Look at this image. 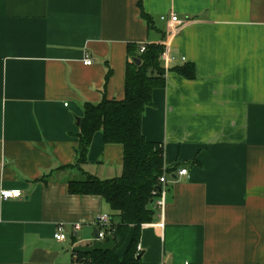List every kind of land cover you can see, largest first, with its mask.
<instances>
[{
    "label": "crops",
    "instance_id": "1",
    "mask_svg": "<svg viewBox=\"0 0 264 264\" xmlns=\"http://www.w3.org/2000/svg\"><path fill=\"white\" fill-rule=\"evenodd\" d=\"M142 2L152 25L139 0H0V264H104L74 251L115 214L69 191L80 122L85 103L124 99L129 45L153 43L176 58L162 57L166 86L142 131L163 143L171 172L166 205L141 230L142 261L264 264V0ZM184 64L193 78L173 69ZM123 163V145L98 131L82 168L110 179Z\"/></svg>",
    "mask_w": 264,
    "mask_h": 264
},
{
    "label": "trees",
    "instance_id": "2",
    "mask_svg": "<svg viewBox=\"0 0 264 264\" xmlns=\"http://www.w3.org/2000/svg\"><path fill=\"white\" fill-rule=\"evenodd\" d=\"M139 6L143 17L152 25L142 0H139ZM133 47L138 48L136 45L128 47L133 59L127 62L124 99H109L105 95L99 103H85L78 135V159L71 166L79 168L81 176L69 181L70 193L99 195L115 213L111 219L119 217V222L105 228V239L114 238L113 250L76 253L95 263L145 264L142 258H138L141 252L137 254L141 230L145 224L154 221L157 210L154 191L159 187V177L164 172H171L165 166L163 143L147 140L142 131L143 115L155 104L154 91L166 86L167 70L161 65L166 47L162 43L147 44L145 51L138 54L133 53ZM135 57L141 60L140 64L134 62ZM173 69L188 78L194 77L192 64L178 65ZM110 73L109 68L107 78ZM98 131L103 132L106 143L124 147L123 169L119 176L101 179L82 168L88 161L89 149ZM123 247L125 252L120 258L117 251Z\"/></svg>",
    "mask_w": 264,
    "mask_h": 264
},
{
    "label": "built area",
    "instance_id": "3",
    "mask_svg": "<svg viewBox=\"0 0 264 264\" xmlns=\"http://www.w3.org/2000/svg\"><path fill=\"white\" fill-rule=\"evenodd\" d=\"M178 16L176 14H173L170 18H167L166 16H161V20L163 21H167L168 23H173V22H177L178 21ZM147 44L141 45L140 47V51L144 52L146 49ZM163 56H165V58L168 61H175V56L170 54L169 48L166 46L165 52L163 54ZM162 56V57H163ZM92 59L87 56L86 59L84 60V63L86 65H90L92 64ZM188 173V169L187 168H182L179 170L178 174L179 175H186ZM169 182V173L164 172L160 177H159V187H161V189H156L154 191L155 193V206L157 208H163L166 205V187L168 185ZM23 196V192L19 189H3L1 191V197L3 199H11V198H18V197H22ZM98 225H99V238L103 241H108L106 240V231L105 228H111L113 225L112 219L111 217H109L108 215H100L98 217ZM67 237V232L66 229L61 225L58 228L57 233L55 234V238L58 241H62L64 239H66ZM142 250L141 245L138 243L137 245V251L139 254Z\"/></svg>",
    "mask_w": 264,
    "mask_h": 264
},
{
    "label": "water",
    "instance_id": "4",
    "mask_svg": "<svg viewBox=\"0 0 264 264\" xmlns=\"http://www.w3.org/2000/svg\"><path fill=\"white\" fill-rule=\"evenodd\" d=\"M134 62H136V64H140L141 60L139 58L135 57ZM77 120H78V122H80L79 118ZM158 188L161 189V187H158ZM95 239H96V241L92 245L77 246L74 248V251L77 253L90 254V253H93L95 251H103V252L111 251L115 248V241H114V238L112 236H109L108 241H103L99 238L98 231H96ZM142 255L143 254L140 253L138 255V258H141Z\"/></svg>",
    "mask_w": 264,
    "mask_h": 264
}]
</instances>
